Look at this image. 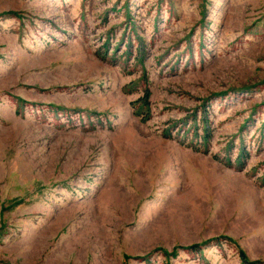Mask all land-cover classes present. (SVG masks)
Instances as JSON below:
<instances>
[{"label": "rangeland", "instance_id": "374dc122", "mask_svg": "<svg viewBox=\"0 0 264 264\" xmlns=\"http://www.w3.org/2000/svg\"><path fill=\"white\" fill-rule=\"evenodd\" d=\"M241 253L264 264V0H0V264Z\"/></svg>", "mask_w": 264, "mask_h": 264}, {"label": "trees", "instance_id": "16d2710c", "mask_svg": "<svg viewBox=\"0 0 264 264\" xmlns=\"http://www.w3.org/2000/svg\"><path fill=\"white\" fill-rule=\"evenodd\" d=\"M194 249H195V247H190L191 251L194 250ZM240 264H255V263L248 261L246 259V257L241 253L240 254Z\"/></svg>", "mask_w": 264, "mask_h": 264}]
</instances>
